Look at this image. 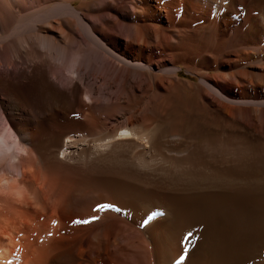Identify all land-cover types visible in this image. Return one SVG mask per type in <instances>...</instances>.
Returning <instances> with one entry per match:
<instances>
[{
  "label": "bare ground",
  "instance_id": "bare-ground-1",
  "mask_svg": "<svg viewBox=\"0 0 264 264\" xmlns=\"http://www.w3.org/2000/svg\"><path fill=\"white\" fill-rule=\"evenodd\" d=\"M0 122V264H264V0H0Z\"/></svg>",
  "mask_w": 264,
  "mask_h": 264
},
{
  "label": "rangeland",
  "instance_id": "rangeland-1",
  "mask_svg": "<svg viewBox=\"0 0 264 264\" xmlns=\"http://www.w3.org/2000/svg\"><path fill=\"white\" fill-rule=\"evenodd\" d=\"M78 4V3H77ZM183 74V73H182ZM85 75V74H84ZM88 80H89V77H88V75H85L84 76V82L85 83H87L88 82ZM0 124H2V125H4V123L3 122H0ZM1 126V125H0ZM31 210V209H30ZM6 210H2L1 212H0V221H3L2 220V218H6V219H9V216H10V213L9 214H4V212H5ZM24 212H25V216H27L28 218L30 217L31 218V214H32V212L31 211H29V210H27V211H25V209H24ZM11 218H13V215H12V217ZM40 218V219H39ZM42 216L41 217H38L37 219H35L34 221H32L31 223H30V227L27 229V230H23L22 232H17L16 234H15V236H14V239H13V242L15 243L14 244V248H13V261H10V262H8V263H6V264H22V260H23V255H24V251H25V249H27V247H26V245H27V237L29 236L28 234L29 233H31V230H32V228L35 226V222L36 221H42ZM197 231H198V233H197ZM196 232H193L192 231V233L191 232H186L184 235H183V237L181 238V240H180V245H181V248H182V251H183V249H185V248H187L188 249V251L185 253L184 252V255H185V258H187V256H188V254L190 253V252H192V251H194L195 250V248L196 247H199V246H201L202 248H203V246L205 247V246H208L210 243H212V242H214L215 243V245H216V240H218V238H219V242H220V244H218V241H217V246H220V247H222L223 248V250H224V246L226 247L225 248V264H229V262H230V260L232 259V258H230V256L227 254V252H229L230 251V248L231 247H233V249L235 250V253H234V261H237L238 263L237 264H239V263H241V264H253L254 262H255V260L254 259H251L250 260V255H252V253H253V251H254V247L255 248H257L258 247V245H257V243L256 242H254V240L256 241V239L254 238V237H252L253 235H252V233H251V235H250V232L251 231H244V234H242V237H241V235L238 237V239L237 238H235L234 237V235L233 236H230V234L228 235H226V234H221V235H217V233H216V230L213 232L214 234L213 235H215V237L213 236V238H212V234L210 233H204V231H203V229H202V227H200V228H198V230H197ZM203 232V233H202ZM187 233H191V236H188L189 238H187V239H183L184 237H186L187 236ZM209 234V235H208ZM207 235H208V238H207ZM210 237V238H209ZM245 238H247V239H245ZM206 241H205V240ZM211 239V240H210ZM215 239V240H214ZM221 240V241H220ZM29 241L30 242H33V241H31V237H30V239H29ZM208 241V242H207ZM184 242V243H183ZM198 243V244H197ZM231 243V244H230ZM207 244V245H206ZM254 246V247H253ZM257 246V247H256ZM259 248V247H258ZM253 249V250H252ZM35 253V252H34ZM227 257H228V261L226 260L227 259ZM10 258V257H9ZM18 258V259H17ZM249 259V260H248ZM186 260V259H185ZM246 262V263H245ZM42 264V263H41Z\"/></svg>",
  "mask_w": 264,
  "mask_h": 264
},
{
  "label": "snow or ice",
  "instance_id": "snow-or-ice-1",
  "mask_svg": "<svg viewBox=\"0 0 264 264\" xmlns=\"http://www.w3.org/2000/svg\"><path fill=\"white\" fill-rule=\"evenodd\" d=\"M121 135H126V133H123V132H122ZM108 207H109V205L104 204V205H100L99 208H98V209H95V210H103V209L108 208ZM116 211H119V209H116ZM92 222H94V221H92V220H87V219H84V220H75V221H74V223H75V224H78V225H79V224H89V223H92ZM145 223H146V221H145ZM188 236H191V233H188L187 236L184 237V239H187ZM183 251L186 253V252L188 251V249L185 248V249H183ZM184 261H185V256H184V255H181V256L179 257V259L176 261V264H184Z\"/></svg>",
  "mask_w": 264,
  "mask_h": 264
}]
</instances>
